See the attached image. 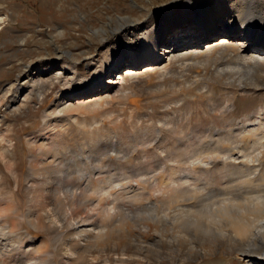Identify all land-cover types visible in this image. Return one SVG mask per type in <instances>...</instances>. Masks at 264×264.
<instances>
[{"label": "rangeland", "instance_id": "1", "mask_svg": "<svg viewBox=\"0 0 264 264\" xmlns=\"http://www.w3.org/2000/svg\"><path fill=\"white\" fill-rule=\"evenodd\" d=\"M182 6L181 0H0V205L6 203V209L10 207L1 215L0 222L7 228L14 223L13 231L25 243L29 230L36 244L44 241L46 249H57L58 264L66 261L62 252L68 244L66 234L49 224L43 214L38 226L29 222L37 210L36 200L47 193L51 186L47 181L54 176L41 166L53 163V169L62 176L61 171L67 170L76 185L80 181L79 171L96 172L98 178L92 187L102 186L110 177L116 185L124 180L139 182L144 174L140 170H146L144 176L155 175L161 163L167 172L172 174L175 168L179 175L188 172L186 165L200 147L216 140V136H209L210 128L235 130L255 123L257 116L264 113V72L253 78L236 72L232 61L234 49L229 42L221 45L227 47L222 52L215 49L209 50V57L199 55L200 49L220 35L202 38L200 48L187 51V58L170 60L164 54L157 63L143 60L135 66L134 73L126 76L123 69L129 66L128 58L112 68V73L105 67L115 55L126 50V45L138 50L142 33L160 20L170 24L172 31L164 45L176 31H187L188 27L178 28ZM251 50L253 47L246 51ZM124 54L128 56L127 52ZM148 64L154 68L145 69ZM65 65L74 67L73 77ZM96 68L104 69L106 81L115 82L112 89L98 86L92 92L69 97L68 92L90 80ZM119 74L122 79H118ZM54 75L57 78L51 83L48 79ZM64 78L72 81L66 84ZM251 79L257 86L248 85ZM239 80L244 84L241 91L236 90ZM19 86L22 90L12 103L11 97ZM30 89L32 96L25 105L21 104ZM234 94V106H229L224 116L216 104ZM55 103H61L59 113L54 111ZM237 135L234 132L230 137ZM219 174L220 170L209 168L198 176L202 180L216 179ZM165 175L166 171L162 176ZM191 175L190 184L195 181ZM165 178L168 181L167 175ZM255 179L252 185L258 182ZM83 182L84 179L80 183ZM220 182L212 185L216 183L214 187L221 188ZM146 188L145 185L143 189ZM126 189H112L113 194H105L101 204L106 206L107 201L117 198L122 199L119 205L133 206L129 217L135 219L134 227L128 231L112 230L75 264H261L240 255L227 240L207 231L204 235L199 233L195 221L186 217L196 205L193 193L171 199L166 206L168 211L163 209L166 222L161 225L146 219L145 191L134 200L131 188ZM95 197L96 193L89 190L79 200L89 199L88 207H96L101 213L102 205H96ZM64 199L63 195L58 197L59 201ZM65 211L62 209L61 216L67 217ZM173 213L182 215L181 229L169 222L167 215ZM145 243H157L158 253L138 248ZM123 253L125 257L137 258L122 263L118 258ZM92 257L98 259L91 261Z\"/></svg>", "mask_w": 264, "mask_h": 264}, {"label": "bare ground", "instance_id": "2", "mask_svg": "<svg viewBox=\"0 0 264 264\" xmlns=\"http://www.w3.org/2000/svg\"><path fill=\"white\" fill-rule=\"evenodd\" d=\"M182 1L183 15L179 17L180 27L178 28L185 26V28L188 27L187 31L185 29L179 30V33L176 31L169 43L164 45L167 42L166 37L170 36L172 31L170 30V24L164 20H160L151 29L142 33L140 45L137 46L139 47L138 50H132L131 47H127L128 45H126L124 47L126 50L123 52H127L128 56L123 52L119 53L112 60L110 59L111 61L107 62L108 64L105 67L110 71L112 68L119 66L118 64L122 59L128 58L129 66L123 69L125 70L123 75L126 76L134 73L136 71L135 66L143 60L157 63L164 54L170 60L177 57L187 58V51L193 48H200L202 38L208 40L213 36L220 35L213 42L207 43L205 49H200L199 55L208 56L209 50L215 52V49L218 52H222L227 47H221V45L229 42V46L234 49L233 55L235 60L232 61L235 63L233 69L236 72H240L242 77L248 75L249 78H253V75L264 72V2L262 0ZM186 45L191 46L186 47ZM249 47H253V50L250 52L246 51ZM243 51L246 52L243 54ZM210 57L212 56L210 55ZM64 67L66 71L72 72L73 75L71 77H73L76 73L74 67L69 65H65ZM144 67L145 69L154 68L152 64L145 65ZM47 70L49 71L50 68ZM40 71L42 72V70ZM44 72L46 71L43 70L42 73ZM123 75L119 74L118 79H122ZM54 78H57V76L54 75L48 80L53 83ZM64 81L68 84L72 81V78L66 80L64 78ZM113 84H115L113 80H105L104 69L96 68L90 80L81 82L80 85H77V88L72 89L68 93L69 97L78 92L84 94L85 92L94 91L98 86L106 87L110 90ZM248 85L255 87L257 83L251 79ZM243 87V82L239 80L236 90L241 91ZM21 90V86L17 87L16 93L11 97L10 102H16ZM31 96L32 89L21 99V104L25 105ZM234 97L235 94L232 98H226L216 104V107L219 111L221 110L224 116L228 114L229 106H234ZM55 104L54 111L59 113L61 103ZM234 132H237L238 135L231 138L230 136ZM208 133L210 137L216 136V140L200 147L196 151L193 160L189 163L185 161V163H188V166L186 165L188 172L179 173V175L175 168L172 169V174L170 171L167 172L165 165L161 163L158 164V171L155 175L150 174L151 176H149L147 174L144 176L146 170H140L139 172H144V174L142 175L143 178L139 179V182L134 180L124 182V180L122 183L116 185L115 180L110 177L102 186L94 185L92 187L93 181L98 178V175H95L96 172L79 171L77 174H79L80 181L76 185L71 181L70 172L64 169L61 171L64 173V176H62L55 167L53 169V163H50V165L45 164L46 166H41L43 167L42 170L45 169L46 173L47 171L48 173H54V176L50 177L51 179L49 180L51 181H47L48 184H51L49 189L45 191L47 193H42L39 196L40 199L36 200L37 205L35 202V206L37 210L35 209L36 212L29 222L34 226H38L41 220L40 214H43L48 218L49 224L61 229L68 239V241L64 239L68 244L62 251L66 257V261L62 264H75L79 260L84 259L86 254H89L102 238L107 237L109 232L112 230L122 231L124 229L128 231L136 223L135 219L129 217L133 213V208H131L133 206L124 207L119 205L118 201L122 199L117 200V198H112L111 201H105L106 206L101 204V200L104 199L103 196L105 194H113L112 189L121 188L125 191L126 188H131L133 193L130 194H132L131 198L134 200L145 191L144 193L148 201L146 219L155 220L161 225H164L166 222L165 212L168 211L166 206L169 205L171 199L177 195H189V193H193L196 205L194 210L190 211L192 214L186 217L195 221L199 233L204 235L207 231L209 235L225 239L228 243L236 246L240 255L247 256L250 260L264 264V113L257 116L255 123L227 131H215L213 128H210ZM230 166L235 168H229ZM209 168L220 170L222 172L221 176L219 174V176H216V179L206 178L202 180L198 176V173ZM165 171L169 178L168 181L164 180L166 179V175L162 176ZM137 172L133 174L137 175ZM190 172L191 174L192 172L194 173L191 175ZM190 175L191 179H195L192 184H190L191 181L189 182ZM136 178L138 179V177ZM255 178L258 182L252 185V180ZM82 179L85 182L80 183ZM218 180H222V183L220 182L223 185L221 188L218 186L214 187L216 183L214 186L212 185ZM134 183L137 186H134ZM143 184L147 186L146 189H143L145 186ZM89 190L96 193L93 201H96L97 206L102 205L101 213L95 209L96 207H88L89 199L87 202H80L79 197L87 195ZM218 191L219 193H217ZM61 195L65 197L64 201L58 200V197ZM125 195L129 194L125 193ZM106 199H110L109 196ZM65 201L68 204L67 212L65 211L66 207H64ZM52 203L54 204L51 207ZM4 204L6 205V203ZM4 204L0 205V217L3 214L5 215L4 211L10 208L7 206L8 208L6 209ZM62 209L66 212L65 215L67 217L61 216ZM163 209H166V211L163 212ZM167 218L170 223L177 224L178 228L181 229L182 215L173 213L172 215H167ZM126 219H129L131 222H128ZM125 223L127 225L124 228ZM188 224L190 225L191 223ZM14 227V223L10 228H7L4 223L0 222L1 264H58L56 263L57 249H46L47 245L43 243L44 241L36 244L34 241L35 236L29 230H27V234L29 235L27 238L28 242L25 243L21 235L17 236V233L15 234L13 231ZM145 245H139L138 248L145 247L148 251L154 250L158 253L157 247L159 245L157 243H145ZM123 255L118 258V261L122 263L126 262V260L128 262L129 259L137 258V256L132 257V255L125 257V253ZM96 259L98 257H92L91 261H95Z\"/></svg>", "mask_w": 264, "mask_h": 264}]
</instances>
